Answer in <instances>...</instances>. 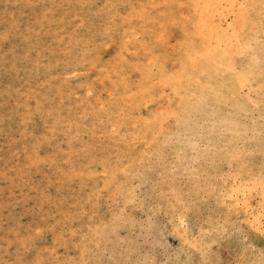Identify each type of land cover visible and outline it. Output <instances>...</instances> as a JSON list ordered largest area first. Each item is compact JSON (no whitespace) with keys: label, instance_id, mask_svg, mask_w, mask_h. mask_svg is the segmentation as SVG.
I'll list each match as a JSON object with an SVG mask.
<instances>
[{"label":"rangeland","instance_id":"374dc122","mask_svg":"<svg viewBox=\"0 0 264 264\" xmlns=\"http://www.w3.org/2000/svg\"><path fill=\"white\" fill-rule=\"evenodd\" d=\"M0 264H264V0H0Z\"/></svg>","mask_w":264,"mask_h":264}]
</instances>
